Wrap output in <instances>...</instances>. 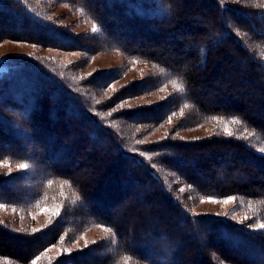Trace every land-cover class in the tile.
Segmentation results:
<instances>
[{
    "label": "trees",
    "instance_id": "trees-1",
    "mask_svg": "<svg viewBox=\"0 0 264 264\" xmlns=\"http://www.w3.org/2000/svg\"><path fill=\"white\" fill-rule=\"evenodd\" d=\"M91 1L76 2L99 24L104 33L102 46L121 48L106 32L116 25L107 21L109 14L127 27L129 20L133 25L159 23L155 30L172 36L170 43L178 55L185 48L186 58H190L183 66L180 56L164 60L148 51L147 60L162 68L163 77H153L135 85L138 90L124 92L147 93L168 81L179 85L181 98L109 114L122 95L93 104L91 93L58 80L36 60L9 64L8 71L0 75V105L16 113L13 119L8 117L10 121L0 116V160L29 162L34 172L29 177H1L0 204L29 208L40 200L62 199L60 214L41 232L22 236L0 224V257L10 264H31L65 235L74 236L98 224L109 228L111 237L83 253L57 257L51 264H264V229L256 228L264 222V5L255 7L250 0L233 6L221 0H93L92 6ZM257 22L261 28L256 27ZM24 30L26 34L11 32ZM4 38L60 49H90L87 45H66L76 39L45 21L25 0H0V41ZM219 67L225 69L221 74ZM215 75L218 78L213 82ZM99 78L104 79L90 84L92 93L108 86L112 79ZM212 83L218 84L216 92L221 96L207 102L206 93L195 92V87ZM240 83L246 85L238 92L233 88L242 87ZM232 94L237 98L231 103L219 104L220 98ZM48 107L49 118L57 123L64 118L58 116L59 111L73 116L70 121L77 128V142L56 143L54 136L47 147L32 143L30 150L13 143L15 137L26 142L41 138L35 126L36 114ZM182 107L184 124L231 120L238 131L252 134L251 144L258 147L239 137L224 136L184 143L170 138L137 141L140 133L134 126L160 124ZM99 111L108 117L102 120ZM111 122L123 123L129 130L116 125L117 131ZM10 124L17 130L11 132ZM83 139L93 145L88 164L81 158ZM97 146H101L100 151H96ZM62 156L75 161L73 171L64 167L67 162L61 165ZM163 172L175 174L192 187L184 192V204ZM56 182L60 185L55 186ZM150 185L153 189L146 193ZM197 195L233 196L238 210L247 217L245 222L192 213L185 204ZM134 199L161 201L143 221L126 222L125 207Z\"/></svg>",
    "mask_w": 264,
    "mask_h": 264
},
{
    "label": "rangeland",
    "instance_id": "rangeland-1",
    "mask_svg": "<svg viewBox=\"0 0 264 264\" xmlns=\"http://www.w3.org/2000/svg\"><path fill=\"white\" fill-rule=\"evenodd\" d=\"M30 7L36 11V13L42 17L45 21L53 24L54 26L64 30L70 34L76 41L70 42L66 45L75 46L87 45L90 47L88 51L76 48L60 49L55 47L38 46L31 42L18 41L12 39H1L0 41V75L7 72L9 64L21 59H33L38 63L46 66V68L55 74L54 76L60 81H66L76 85L78 91H84L91 93V101L93 104L107 103L111 98L122 95V98L113 104V110L109 111L112 114L113 111H130L143 108H150L154 105H158L162 102L168 101L169 98L178 100L181 98V88L175 82H163L160 86L156 87L150 92L140 94H127L124 92L129 88L133 91L138 90V84H145L153 77L158 78L159 75L163 77V70L161 67L151 63L147 60L146 55L148 51H151L154 56L164 58V60L178 58L180 56L181 63L185 66V62L189 61V57L186 58L185 48H181L182 55H178V49L170 43L172 36H162L160 32L156 31L159 27V23L145 25L144 23L133 25L129 20L130 27L121 23L118 18H114L106 14L107 21L114 22L115 26L107 28L106 32L110 33L114 42L120 44L121 48L104 47L103 32L99 24L77 4V0H25ZM177 3H185L186 0H174ZM228 6L236 4H244L246 0H221ZM253 1L254 6L258 7L264 5V0H250ZM93 6L94 1H91ZM103 15V14H102ZM205 16H201L203 19ZM206 18V17H205ZM134 22V21H133ZM203 23V21H202ZM195 25L194 22H192ZM257 28H261V22L256 23ZM113 31H112V30ZM15 34H26L27 31H11ZM4 34V33H3ZM31 36H34L30 34ZM186 37V36H184ZM181 38V37H178ZM125 41V42H124ZM124 44H122V43ZM136 50V51H135ZM140 50V51H138ZM143 50V51H142ZM235 59H232L234 64ZM241 64V63H240ZM224 67H219L218 73L224 72ZM232 72H230L231 74ZM99 76H111L110 84L102 89H99L95 93L91 92L92 86L90 84L94 81H100L104 78ZM97 77V78H95ZM217 75L213 76L212 81L216 82ZM88 80H92L87 83ZM240 82V81H239ZM224 84H227V80H223ZM217 83H212L206 86L195 87V92L206 93V101H215V97H220L221 94L216 92ZM242 87L233 88L234 90L245 89V85L240 83ZM91 87V88H90ZM237 92V93H238ZM225 95L220 98L219 104L223 106L226 103H231L237 98L232 94L228 98L224 99ZM218 98H216L217 100ZM50 108L40 110L36 114L35 126L38 128L41 138L37 142H26L24 138L15 137L12 142L15 144L26 145V149L30 150L34 144L38 146L47 147L50 142L53 141L56 136V143L66 142L71 143L78 140V133L76 126L71 125V115L66 112H58V116L63 118L61 122L52 121L48 116ZM15 111L9 110L7 107L0 105V116L6 121L9 118H14ZM108 113L98 112L99 117L104 120L105 116L108 117ZM37 121H41L37 124ZM184 107L178 109L175 113L170 115V119L155 125L146 126H134V131L140 133V137L137 140L141 143H152L160 141L164 138H170L176 142L184 143V141H201L211 137H239L243 141L251 144V138H254L250 133L240 132L236 129V126L231 120L216 119L212 121H198L196 124H184ZM110 122V120H109ZM207 122V123H206ZM117 131H119L116 125L121 128L129 130V126L117 122L109 123ZM12 125V124H10ZM62 125V126H60ZM36 128V131H37ZM133 128V126L131 127ZM130 128V129H131ZM17 130L15 125H12L11 132ZM37 133V132H36ZM35 133V134H36ZM121 133V132H120ZM33 143V145H32ZM75 143V142H74ZM82 149L81 158L88 164L90 162V141L86 139L81 140ZM254 143V142H253ZM96 151H100L101 146L96 147ZM26 150V151H27ZM67 162V163H64ZM73 171L75 167V161L71 156L61 157V165ZM178 167V170H181ZM184 169V165H183ZM32 164L29 162H16L12 159L6 158L0 160V178L10 176H25L29 177L33 174ZM164 177L168 176V184L171 186L174 193L179 198L186 200L184 192H190L192 187L184 185L178 176L173 173L163 172ZM236 177L238 175L235 174ZM201 178V177H199ZM166 179V178H165ZM233 179L232 178L230 180ZM249 179V178H248ZM95 185V183H93ZM92 184V185H93ZM60 185L59 182L55 183V186ZM64 185V184H63ZM60 187V186H59ZM31 190L32 187H27ZM153 189V186L145 188V192L149 193ZM62 198H52L49 200H40L29 208H17L0 204V224L7 227L9 232L20 234L22 236L36 234L48 228L54 221L55 216L60 214ZM191 199V198H189ZM161 200L153 199L152 201L144 202L137 199L129 202L125 207V221L130 222L133 219L143 221L147 215L152 213ZM236 199L233 196H227L223 198L216 197H201L199 195L192 198L185 204V208L194 214L209 215L213 217H223L229 220H234L238 223H244L246 216L244 212H240L237 208ZM107 206V205H106ZM176 216V215H175ZM258 229H264V222L256 225ZM63 240L54 245H50L45 248L40 255L33 259L31 264H51L55 258L62 255H70L76 253H83L85 250L93 245L103 242L106 238L111 237V231L109 228L103 225H93L84 229L81 233L71 236L65 235ZM14 244L19 245L14 241ZM21 244V243H20ZM109 255V254H107ZM89 263L91 262L88 259ZM0 264H10L7 260H3L0 257Z\"/></svg>",
    "mask_w": 264,
    "mask_h": 264
}]
</instances>
